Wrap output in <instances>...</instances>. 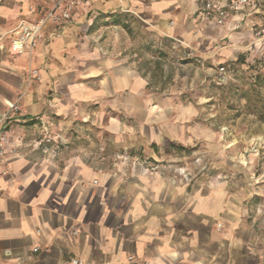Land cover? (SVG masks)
Here are the masks:
<instances>
[{
  "label": "crops",
  "instance_id": "obj_1",
  "mask_svg": "<svg viewBox=\"0 0 264 264\" xmlns=\"http://www.w3.org/2000/svg\"><path fill=\"white\" fill-rule=\"evenodd\" d=\"M56 1L0 0V107L21 96L0 166V264H70L73 257L82 264H264L240 225L239 193L226 183L188 191L157 172L101 163L100 153L69 146L65 133L47 134L66 127L47 115L63 116L74 101L93 96L82 82L108 65L88 33L97 14L126 11L146 30L181 40L244 26L249 46L264 8L229 12L217 25L202 0H84L68 22L48 24L31 52L9 54L10 30ZM31 69L39 80L28 77Z\"/></svg>",
  "mask_w": 264,
  "mask_h": 264
},
{
  "label": "rangeland",
  "instance_id": "obj_2",
  "mask_svg": "<svg viewBox=\"0 0 264 264\" xmlns=\"http://www.w3.org/2000/svg\"><path fill=\"white\" fill-rule=\"evenodd\" d=\"M92 26L88 33L108 65L82 82L93 96L74 101L63 116L47 115L66 127L45 133H65L69 146L100 153L101 163L157 172L188 191L226 183L239 193L240 225L264 263V159L251 149L264 138V48L248 46L244 26L214 39H173L126 11L99 13Z\"/></svg>",
  "mask_w": 264,
  "mask_h": 264
},
{
  "label": "built area",
  "instance_id": "obj_3",
  "mask_svg": "<svg viewBox=\"0 0 264 264\" xmlns=\"http://www.w3.org/2000/svg\"><path fill=\"white\" fill-rule=\"evenodd\" d=\"M84 0H57L53 6L43 15L33 20L21 19L11 30V38L8 46V52L12 55H20L31 52L37 42L43 39L44 30L48 24L62 25L68 22L77 6ZM202 8L205 12L211 14L217 25L224 24L229 12H240L241 10L264 8V0H202ZM258 45L264 48V24L253 30V39L249 46ZM2 48V47H0ZM226 70L223 66L219 68L218 79H223ZM28 77L38 79L39 74L36 69L28 72ZM21 96L13 99H4L3 107H0V166L6 162L5 150L8 144L7 132L10 120L20 110ZM49 141L48 138L45 139ZM251 149L258 155L264 153V141L254 140ZM1 173L5 174L4 171ZM264 258V254H263ZM132 259V256H129ZM70 264H82L79 258H70Z\"/></svg>",
  "mask_w": 264,
  "mask_h": 264
}]
</instances>
